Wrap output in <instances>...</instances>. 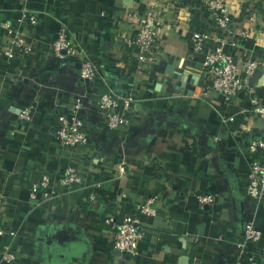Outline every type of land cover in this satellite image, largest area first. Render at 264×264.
<instances>
[{"label": "crops", "instance_id": "0c3cea01", "mask_svg": "<svg viewBox=\"0 0 264 264\" xmlns=\"http://www.w3.org/2000/svg\"><path fill=\"white\" fill-rule=\"evenodd\" d=\"M148 2L156 1L0 0V22H10L27 47L24 52L11 46L12 35L0 29V188L9 200L0 223L14 230L0 239V249L18 255L8 263L0 254V264H236L244 225L252 219L262 239L251 247L258 251L257 264H264V200L245 192V145L263 135V121L251 108L252 99L264 101V0H229L235 31L245 29L251 10L259 12L250 36L227 35L225 50L241 66L252 60L255 71L262 69L258 79L252 82L255 71L249 78L251 93L230 100L211 89L205 52L189 42L194 30L216 29L201 0L157 2L177 26L166 29L151 68H140L130 48L117 42L121 29L128 31L129 11ZM62 26L88 49L105 82L82 81L78 57L53 54ZM109 87L134 97L131 123L112 130L97 106L84 109L92 142L68 158L56 139L59 105ZM34 102L32 120H19L21 109ZM248 119L252 126L245 130ZM72 163L84 184L52 198H31L33 182L45 174L58 180ZM193 191L227 200L202 205ZM153 193L168 197L169 206L143 219L147 235L138 253L123 255L106 219L120 220Z\"/></svg>", "mask_w": 264, "mask_h": 264}, {"label": "built area", "instance_id": "2783aa9c", "mask_svg": "<svg viewBox=\"0 0 264 264\" xmlns=\"http://www.w3.org/2000/svg\"><path fill=\"white\" fill-rule=\"evenodd\" d=\"M21 1L27 2L28 0ZM155 1L146 3L141 9L129 11L126 20L128 31L121 29V34L117 39L118 43H125L130 48L132 55L142 69H149L155 64L161 54L160 43L167 36L166 29L177 26L176 23L167 22L165 13L157 4L160 0ZM177 2L180 0H175V3ZM201 2L205 11L211 16L216 29L194 30L189 42L194 50L205 52L204 65L211 82V89L224 97L225 100L235 99L243 92L251 93L253 89L249 83V78L257 68L256 62L245 60L241 66L240 61L232 53L225 50V46L228 41L227 35L250 36L259 10L256 8L251 10L245 29L235 31L230 27L229 0H201ZM30 21L32 24L37 23V17L31 15ZM170 24L172 25L170 26ZM1 28L7 29L8 33L12 35L11 46L25 52L27 49L25 38L12 31L11 23L8 21L0 22ZM211 42L214 43L213 46L207 49V43ZM52 52L61 58L78 57L79 77L82 81L93 84L105 82L103 71L93 61L88 49L75 42L64 26L57 31L56 39L52 43ZM89 103L90 106L98 107L109 129L115 130L131 123L134 105L132 95L123 96L109 87L99 95L89 96ZM59 106L62 109H59L56 118V139L60 147L68 150V158L72 159L76 153L81 152L82 154L92 142L82 115L86 108L82 98H79L71 106L62 104ZM36 107L37 103L34 102L21 109L18 115L19 120L31 121ZM251 112L254 116L262 119L263 135L260 138L249 139L245 145L250 159L245 192L254 201L262 202L264 200V101L259 98L252 99ZM248 121L242 125L245 130L252 126V122L249 119ZM84 183L85 177L72 163L67 166L64 174L58 180H53L49 174H45L41 179L33 182L30 187V194L32 199L37 200L52 198ZM122 196H126V194L123 193ZM191 196L200 204L213 207L227 200V197L217 195L215 192L193 191ZM169 202V198L162 193H153L136 202L120 220L106 219V222L112 227L114 247L123 255H136L139 251L140 242L147 235L143 226V219L153 218L164 213ZM8 206V197L0 188V215L5 212ZM8 233H14V230L0 223V239ZM261 239L262 231L257 226L256 221L254 219L247 221L243 228L241 241L238 244L241 256L236 264H257L258 251L252 248L251 244L259 243ZM0 254L8 263H14L18 259L17 253L9 248L0 249ZM196 262L197 259H194V263Z\"/></svg>", "mask_w": 264, "mask_h": 264}, {"label": "water", "instance_id": "95a60500", "mask_svg": "<svg viewBox=\"0 0 264 264\" xmlns=\"http://www.w3.org/2000/svg\"><path fill=\"white\" fill-rule=\"evenodd\" d=\"M262 74V69H259L257 71H255L253 78H252V82L255 81L256 79H258ZM83 103L86 109L90 108V103H89V95L87 93H83Z\"/></svg>", "mask_w": 264, "mask_h": 264}]
</instances>
